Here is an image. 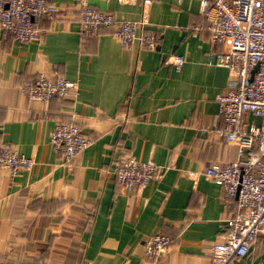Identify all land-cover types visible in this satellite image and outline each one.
I'll use <instances>...</instances> for the list:
<instances>
[{
	"label": "crops",
	"instance_id": "crops-1",
	"mask_svg": "<svg viewBox=\"0 0 264 264\" xmlns=\"http://www.w3.org/2000/svg\"><path fill=\"white\" fill-rule=\"evenodd\" d=\"M49 2L59 12L38 21L40 41L20 44L0 32V147L35 161L16 176L0 168V264H211L212 246L225 240L238 204L226 208L224 189L205 171L235 162L238 148L201 132L224 126L215 124L217 96L231 77L209 65V34L190 30L201 21L200 1L154 0L145 31L156 34L155 50H127L106 31L83 34L75 0ZM90 2L117 21H139L144 10ZM177 55L185 59L179 73ZM38 75L77 82L79 92L28 99L22 88ZM65 122L93 139L71 162L51 143ZM127 156L165 171L126 192L114 169ZM157 235L172 245L149 259L145 243ZM234 264H264L262 241Z\"/></svg>",
	"mask_w": 264,
	"mask_h": 264
},
{
	"label": "built area",
	"instance_id": "built-area-1",
	"mask_svg": "<svg viewBox=\"0 0 264 264\" xmlns=\"http://www.w3.org/2000/svg\"><path fill=\"white\" fill-rule=\"evenodd\" d=\"M80 7L78 24L83 34L97 36L106 31L127 50L135 44L140 49L155 50L158 39L148 33V9L154 0H117L121 3L141 4L144 7L139 21H117L113 14L103 12L90 0H75ZM201 21L192 26L194 32H207L215 50L209 52V65L228 69V90L217 96L222 128H202V134H217L225 144L238 148L235 162L209 166L206 176L225 192L226 208L237 202L238 212L230 221L226 238L215 243L211 250V264H234L248 256L251 248L262 241L264 247V0H199ZM59 9L49 0H1L0 32L20 44L37 42L43 31L37 26L43 17H54ZM176 71H182L183 56L173 58ZM31 100L49 101L78 94L77 82L65 78L38 75L22 88ZM255 117L258 122L252 121ZM56 154L66 162L84 152L93 144L76 124L59 123L51 136ZM33 158L20 154L8 146L0 147V168L13 176L31 171ZM160 168L153 161L127 156L114 169L120 187L126 192L144 188L158 179ZM172 238L157 235L145 243L149 259L166 254Z\"/></svg>",
	"mask_w": 264,
	"mask_h": 264
}]
</instances>
